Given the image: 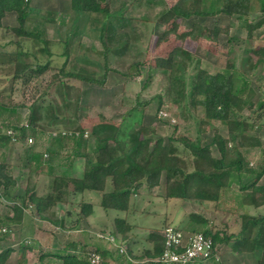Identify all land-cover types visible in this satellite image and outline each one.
<instances>
[{
    "label": "rangeland",
    "instance_id": "obj_1",
    "mask_svg": "<svg viewBox=\"0 0 264 264\" xmlns=\"http://www.w3.org/2000/svg\"><path fill=\"white\" fill-rule=\"evenodd\" d=\"M30 1L36 8H33L32 16L24 19L23 24L28 31L39 33L38 37H28L35 48L34 51L33 48L29 50L32 57L33 54L38 57L37 63L46 50L48 64L41 61L46 66L43 65L45 68L39 74H36L35 69H27L29 73L18 82L15 93L7 101L23 107L17 116L9 119L14 126H1L2 131L6 133L12 127H19L18 123L20 126L28 125L27 120L32 115L33 128H25V135L32 137L34 145L23 147L18 142L7 145V141L2 145L6 154L17 151L20 162L13 158L3 161L10 167L9 174L14 187H10L8 193L2 192L0 188V222L7 215H12L10 206L19 203V197L28 191V196L35 195L42 200L41 206L46 207V214L51 217V221L61 222V231L53 223L39 221L36 209L31 205L23 211L20 225H3L9 232L0 233V239L5 240L2 250L10 249L5 264H61V259L56 258V255H61L59 251L64 248L70 250L74 247L70 240L73 235L78 237L81 245H85V252L98 248L108 256L112 254V257L105 259L106 264H123L117 249L112 244L107 245L109 236L118 243L123 242L127 250L139 260L146 252L151 253L155 245H159L164 228L172 226L187 233L199 231L200 226L189 223L191 214L205 217L212 231L223 233L224 236H235L246 219L264 213V195L253 190L255 186H264V175L256 181L252 179V183L243 190L236 184L238 178L234 174L230 175L228 181L232 192H220L222 197L215 204L165 199L162 174L154 189H149L142 181L141 186L130 195L125 212L100 207L102 194L112 188L110 178L106 180L103 192L77 190L74 184L83 177L85 160L82 155H89L91 160L96 157L94 149L102 141L95 136L110 142L121 124H132L127 131L129 134L140 130V137L149 141L150 149L154 146L168 148L171 155L180 161L177 164L182 168L181 174L177 176L180 181L193 171L195 158L189 148L169 139L182 137L199 146H209L211 155L218 157L217 148L211 141L215 134L227 139V129L221 122L208 121L202 107L193 105L190 97L191 80L199 69L214 75L229 66H234L236 74L246 77L249 75V65H254L259 59L263 62V47L259 42H254V35L264 39V30L255 32L257 28H254L249 33V27L263 17L258 14L257 0H252L250 10L244 16L221 14L215 17H174L167 23L161 20L164 10L177 0H97L100 8L108 9L109 13L81 16L74 12L44 11L59 4L66 5L69 0ZM219 4L217 0H204L201 7L211 11ZM186 6L189 11H193L197 6L196 1L189 0ZM108 26L114 28L116 37L105 48L101 32ZM12 33L1 28L0 39H11ZM170 54L171 62L175 65L174 82L183 91L182 96L176 93L171 100L165 95L164 89L170 67H157V60L165 59ZM6 56L11 55L6 52ZM105 61L108 72H105ZM7 62L14 71L19 67L12 58ZM257 67L260 69L261 65ZM63 68L65 72L78 77L103 81V90L87 88V83L77 78L62 77L59 72ZM53 77L56 80L51 83ZM235 78L237 85L238 78ZM84 94L87 96L84 97ZM158 96L162 99L159 107ZM240 97L248 98L251 105L253 100L262 105V109L252 106L242 110L247 123L254 121L256 125L262 124L264 101L261 96H256L252 90V93H241ZM131 110L135 112L132 111L124 120L126 113ZM134 115L138 120L133 122ZM81 131L85 140L77 139ZM52 133H57V136H51ZM258 133L262 139L260 146L247 147L241 151L249 167H256L264 159V131ZM134 135H131V144ZM244 136L255 137L250 129ZM40 145L46 157L31 152ZM231 145L227 146L228 149H232ZM243 173V181L253 177L252 174ZM250 197L263 205L254 209ZM83 206L90 208V217L82 212L86 210ZM119 220L124 222L120 226L117 225ZM117 227L123 230V236L118 233ZM87 229L88 234L84 232ZM75 230L79 232L75 234ZM250 230L255 231L253 228ZM216 248L219 254L225 246L217 244ZM77 256L86 258L84 253ZM256 256L259 260L260 251ZM209 264H213V260Z\"/></svg>",
    "mask_w": 264,
    "mask_h": 264
},
{
    "label": "trees",
    "instance_id": "obj_2",
    "mask_svg": "<svg viewBox=\"0 0 264 264\" xmlns=\"http://www.w3.org/2000/svg\"><path fill=\"white\" fill-rule=\"evenodd\" d=\"M188 1L189 0H177L171 3L169 7L164 10L161 18L162 22H170L174 17H215L221 14L228 16H244L248 14L252 3V0H217V3L220 2L218 7L211 9V11H205L201 7L204 0H195L197 5L196 9L189 11L186 6ZM257 1L259 2V12L262 13L263 17L254 24V26H248L250 28L249 33L254 28H259L264 25V0ZM30 2V0H0V20L5 12L14 11L17 15V21L19 22V27L16 32L21 30L25 36L38 37L37 33L39 32L34 34L31 31H26L24 29V19H26L32 12V8L29 6ZM70 9L72 12L80 16L91 13H109L108 9L100 8L97 0H70ZM118 17L121 19V16ZM245 22L247 24V20H245ZM108 27L109 28H105L101 32L105 48L107 47V44L111 43V40L116 37L114 34V28L112 26ZM172 54L165 59L157 60L158 68L165 69V67H170L167 85L164 88L165 95H167L170 100L175 97L176 93H179V96L183 95L182 88L178 89L177 84L174 82L173 70L175 65L171 62ZM106 55L107 54H105V58L107 57ZM170 62L171 64L168 66ZM261 62L262 61L259 59L254 65H249V75L246 77L241 74H236L234 66H229L221 73L214 75L199 69L194 77H192L190 97L193 105L202 107L204 116L208 121L221 122L224 124V127L228 132L227 139L219 134H215L212 138L211 144L217 148L218 157L211 155L209 146L203 145L202 147L195 142L182 137L169 139L171 141L180 142L182 145L189 148L195 158L193 171L184 175L183 180L180 181L177 178L182 170V168L177 165L180 161L176 157H173V154L171 155L172 152H170L168 148L154 146L150 149L149 141L140 137L142 134L139 132L140 130L129 134L130 132L127 131L131 128L132 124L124 126L121 124L117 129L116 136L110 141L112 143L95 136L96 139L102 142H99L96 149H94L93 153L96 155L94 160H91L89 155H82L85 160V169L82 179L74 183L77 190L103 192L106 180L110 178L112 188L109 192L102 194L100 207L125 212L128 209L130 195L141 186L142 181L149 189H154L158 186L162 174L164 175L165 199L174 198L195 200L197 202L206 201L215 204H218L220 200L219 198L222 197L220 192H223V194H225V192L226 194L227 192H232L230 189L231 183L228 181L230 175L234 174L235 177L238 178L236 184H238L242 190L248 184L252 183V179H254V181L260 179L264 175V159H262L260 164L256 167H249L248 163L245 162L243 153H241V151L247 149V147L260 146V141L256 137L244 136L247 129L253 131L256 124L254 122L247 123V118L242 113V110L245 108L250 109L252 105L248 98L242 99L240 95L246 91L252 93L248 82L255 68ZM106 63L107 61H105L104 68L105 72H108L109 68ZM20 67L15 70L16 75L29 68L27 64L22 67L21 70ZM59 73L62 77H73L86 83L103 87V81H97L83 76L78 77L70 72H65L64 68L61 69ZM235 77L238 78L239 84L237 85ZM55 80L56 78L53 77L51 83ZM157 98V105L159 107L162 104V99L159 96ZM0 106L3 107L1 101ZM20 106L23 107V105ZM260 106L262 105L260 104ZM132 111L135 112V110L127 112L124 120ZM132 118L133 122L135 119L138 120L136 115ZM28 119V129H31L33 128L31 125L33 123L32 115H30ZM124 120L122 122H124ZM11 130L17 132L16 137L18 143L26 146L27 134L25 136V127L19 125V127H12ZM134 133V142L131 144L129 141L133 139L131 135ZM82 135L83 132L81 131L78 133L77 139L81 138V140H85ZM8 138L9 137L5 131H3L2 137H0V142ZM127 138L128 140H126ZM127 142L131 145L129 146V149H126V146H128V144H126ZM230 143L232 144V149H228L227 147L228 145L230 146ZM256 168H259V170L256 171ZM9 172L10 167L0 161V188L2 189V192H5L10 187H14V182L11 179ZM243 172L249 173L250 175L252 174L253 177L247 178L243 181L242 174H245ZM253 190L264 195V186H255ZM250 200L255 208L263 205L262 202L254 200V197H250ZM27 201L30 202V205H28ZM41 203L42 200L39 197H35V195L28 196V191H25L24 195L19 197V203H14L10 206L12 208V217H8L9 215H7L4 221L0 222V227L3 225L10 226L11 224H14V222L21 221L23 211L31 205L35 206L37 216L40 220H46L57 226V224H59L58 221H51L48 213L46 214V207L42 208ZM83 208L87 210H82L86 216L91 214L89 207L86 208L83 206ZM123 223V220L117 221V225L119 226ZM189 223L200 226L199 231L192 232H201L205 236L210 237L215 246L217 244H230L232 251L238 253L255 252L256 250L260 251L261 255L258 264H264V213L257 217L252 216L246 219L241 226L240 232L235 236H224L223 233L212 231L209 227V222L203 216L197 214H191L189 216ZM252 228L255 229L254 232H251L250 229ZM117 231L123 236V230H120L117 227ZM149 240L151 241V239ZM159 242V245H155V249H153L151 253L148 251L143 257H157L162 248L161 238ZM70 250L66 248V251L62 252L58 257L62 261L61 264H89L87 261V253L89 251H94L100 255V264H106L107 261L105 259L110 257L105 251H100L98 248L89 249L87 252H85L84 249ZM9 251L10 250L7 249L0 253V264H5ZM79 253L86 254V258L81 259L78 257L77 255ZM119 256L122 258L121 262L123 264H130L125 257L122 255Z\"/></svg>",
    "mask_w": 264,
    "mask_h": 264
},
{
    "label": "crops",
    "instance_id": "obj_3",
    "mask_svg": "<svg viewBox=\"0 0 264 264\" xmlns=\"http://www.w3.org/2000/svg\"><path fill=\"white\" fill-rule=\"evenodd\" d=\"M41 5L45 6L42 3H41ZM29 6L32 8V12L30 13L29 16H32L33 8H36V7H34V5H32V2H30ZM50 7H52V6H50ZM45 10L46 11H56V13H61V12L62 13L63 12L67 13L68 12V14L70 12H72L71 9H70V0L68 1V3L66 5L59 4V5L55 6L54 8L52 7V9L45 8L44 11ZM258 14L261 15L262 13L260 12ZM16 18L17 17L15 16V12L14 11H9V12H5L3 14V17L0 20V29L4 28V29H7V30H11L13 32L12 36L14 37V39H13L12 36H9V37H12V38L8 39V40H5V41H2L0 39V101L3 103V107L0 106V137H2V134H3L1 126L2 127L4 125H12V126H14L13 124H11L9 122V119L12 118V117L17 116L18 113L20 112V109H21V106L13 105V104H11V103H9L7 101L15 93V90H16V88L18 86V82L21 79H23L27 75V73H29L28 70H25L22 73L16 75L13 66L10 63L7 62L8 59L12 58V60L18 62L19 67L21 66L20 70L26 64L29 66V68H28L29 70H31V69H35V70L36 69H40V67L42 66V70L41 69L40 70H36L37 71L36 74H39L41 71H43L44 68H45L44 66H46L45 64L48 62V57L46 56V54H47L46 50H44V54L45 55L42 54L41 59H39L40 60L39 63L36 62L38 57L36 58L35 54H33L34 59L30 60L33 57L31 56L32 54H31V50H29V48H33V44L34 43H33V41L31 43V41H29V39H28V37H30V36H25L21 30L20 31L18 30V32H16L17 28L19 27V24H17L18 21H17ZM256 23L257 22L255 21V24ZM24 29L26 31H28L25 26H24ZM261 29L264 30V25H262L261 27L257 28L255 30V32H257V30L259 32V30H261ZM3 39H5V37ZM258 39H261V38H256V34H255L254 35V42L255 43L259 42L261 44V46L263 47V53H264V39H261V40H258ZM256 40H258V41H256ZM8 46H10V48ZM7 48H9V49H7ZM34 49L35 48H33L32 50L34 51ZM6 52H8V54H10L11 56H6ZM41 61H43V63H45V64H43ZM259 65H261V68L258 69V67H256L254 72H253V74L250 76L249 86L254 91L255 95L256 96L257 95L261 96V98L264 101V60ZM17 76H19V77H17ZM87 88H96L97 90H103V89H101V87L96 86V85L94 86L93 84H89V83H87ZM83 96L86 97L87 95L84 94ZM84 101L85 100H83V102ZM252 103H253V105H252L253 108H257L258 107V108L262 109V106H260L259 103H256L255 100H253ZM30 109H31V107H30ZM26 111H29V109L26 108ZM31 111L32 110H30V112ZM255 118L258 119L259 117L256 116ZM261 122H262V124H260V123L257 124L255 126V129L253 130L254 136L260 141V143H262V141H261L262 139L258 136V134H259L258 132L259 131H261V132L264 131V113H263ZM18 125H20V124L18 123ZM4 141H7L8 142L7 145H10L8 139H5L2 142H0V147H1V149H0V160L2 162L3 161L5 162V161H8L9 159L11 160V158H13L15 161L20 162V159H19L20 155L18 154L17 151L16 152L14 151L11 155L10 154H6L4 152L5 151L4 150L5 147L2 148V145L5 143ZM22 146L23 147H27L24 144ZM40 147H42V145H40L39 147H34V150H32L31 152L34 153V154L38 153V154H40L42 156V154H43L42 152L44 151V149H42ZM9 189L10 188H8V190ZM8 190H6L7 193L9 192ZM202 202H204V201H202ZM202 202H200V203H202ZM33 207L35 208L34 205H33ZM253 208L255 209V207H253ZM111 211H115V210H111ZM9 217H12V215H9ZM22 220H23V216H22ZM22 220L18 221V222H14V224H11V226L13 227V226H16V225H20ZM38 220L41 221L42 223H47V224L51 223V222H48L46 220H40L39 218H38ZM58 223L59 224H57V226H55V228L61 231V228H60L61 222H58ZM88 230L89 229H87V231H84V232H86L88 234V232H89ZM77 232H79V231L75 230L74 233L77 234ZM62 233H64V232H62ZM77 239H78V237H76L75 235H73V238L70 239L71 242H72L71 245L74 246L70 251H72L74 249H77V250L84 249L83 247L85 245H81ZM61 242H62V240H61ZM65 242H67V241H65ZM107 245H109V243ZM4 246H5V240L0 239V253L3 251L2 248ZM224 246H225L226 250L223 249V251H221L218 254V258L219 259L217 261H213V264H258L259 260L257 259V256H256L257 253L259 252L258 250H256L255 252L238 253L236 251H232L230 244H224ZM5 250H7V249H5ZM64 251H66V248L60 250L59 252L62 253ZM12 254H14V252H12ZM128 254L130 255V257L132 259H135L134 255L132 253H130L129 250H128ZM260 255H261V252H260ZM59 256L60 255H56V258H58ZM110 256L112 257L111 253H110ZM259 258H260V256H259ZM211 262L212 261H207V262H202V263H199V264H204V263L209 264ZM124 264H128V263H124Z\"/></svg>",
    "mask_w": 264,
    "mask_h": 264
},
{
    "label": "built area",
    "instance_id": "obj_4",
    "mask_svg": "<svg viewBox=\"0 0 264 264\" xmlns=\"http://www.w3.org/2000/svg\"><path fill=\"white\" fill-rule=\"evenodd\" d=\"M160 115H163L160 112ZM28 128V125H24ZM9 137V143L18 142L14 130H8L6 132ZM64 135V133H62ZM53 137L57 136V133H52ZM34 145L32 137H27L26 146L31 147ZM47 154L43 153V157ZM8 230L6 227L0 228V233H6ZM9 232V231H8ZM107 242L112 244L118 253L123 255L130 264H199L207 261H217L218 251L216 246L213 244V240L205 236L201 232L187 233L183 230L177 229L176 227L169 226L163 229L161 235V252L155 258L143 257L132 259L128 254L127 247L123 242H117L114 237H108ZM87 261L89 264H100L101 257L94 251L87 253Z\"/></svg>",
    "mask_w": 264,
    "mask_h": 264
}]
</instances>
